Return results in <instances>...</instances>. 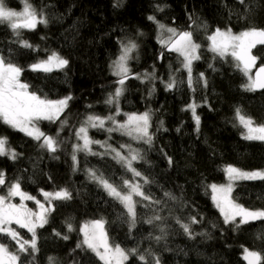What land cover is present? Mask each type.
<instances>
[{
    "label": "trees",
    "instance_id": "16d2710c",
    "mask_svg": "<svg viewBox=\"0 0 264 264\" xmlns=\"http://www.w3.org/2000/svg\"><path fill=\"white\" fill-rule=\"evenodd\" d=\"M27 2L48 23H39L31 30L20 29L21 38L32 44L33 49L22 47L8 23H0V51L8 56L11 50L9 58L24 69L21 81L30 85V91L51 100L69 95L72 99L60 120L38 122L42 131L60 142L54 154L41 150L40 142L0 121V137H6L8 148L21 154L15 161L7 155L0 156V172L5 174L0 195L6 194L8 186L19 179L22 190L41 202H44L41 189L54 192L67 188L73 198L53 201L55 210L48 217L49 223L37 228L39 251L34 255L21 253L22 264H49V257L54 258L53 264H103L90 250L76 249V244L83 239L80 227L96 219L105 221L112 245L118 244L126 251L136 248L138 255L146 257L141 261L138 255H130L125 264H154L153 256H158L161 264H247L243 259L245 247L264 256V220L250 221L238 229L232 224L225 225L209 187L225 181L227 165L243 170L264 168V141L245 139V129L236 118V109L240 108L255 124H264V90L245 91L241 85L246 83V78L235 67V62L231 57L214 58L207 39L217 27H231L235 33L251 27L264 28V0H244L243 3L240 0ZM23 3V0H6L9 8L20 9ZM157 6L163 11L157 10ZM149 16H155L160 23L178 31L193 32L194 41L201 45V59L193 62V76L203 72L207 87L202 83L194 85L195 91L188 87L187 72L181 68L182 58L161 45L158 26L148 19ZM205 24L207 28L203 27ZM128 40H134L138 48L132 54L133 75L125 81V91L119 98L120 114L116 119L123 120L129 113H151L149 131L153 134V143L151 146L143 141L137 143L144 158L135 161L133 166L142 174L137 178L145 195L152 201L162 202L157 205L137 196V222L131 231L127 210L91 180L86 170L102 174L118 189H123V180L132 178V173L117 163L112 153L78 152L75 171L71 159L72 145L79 142L75 130L86 117L115 114V105H107L104 101L118 86V77L111 73V65L120 54V43ZM52 52L68 59L69 65L52 72L33 71L29 67ZM253 54L264 57V46L258 45ZM260 63H264V59L258 61L257 66ZM145 72H154L156 79L135 78L136 73ZM169 73L175 76L177 85L165 90L162 81H169ZM153 85L155 92L149 96ZM193 101L198 105L199 131L191 110H185ZM65 120L67 124L57 136L61 121ZM113 133L114 136L108 138L107 131L92 128L91 139L105 141L114 147L119 143V136ZM92 151L105 153V148L92 144ZM167 157L172 158L171 165ZM144 177L149 183H144ZM164 192L172 193L177 200L168 199ZM231 195L248 209H264V180L238 181ZM26 205L36 207L35 201H27ZM154 215L161 216L162 220L151 225L146 223ZM192 216L200 221L191 226L192 231L206 233L197 235L194 240L176 223L177 217L186 223ZM69 222L74 228L72 232H68L66 226ZM13 228L23 239H31L27 229L16 224ZM54 230L61 235L57 236ZM63 235H68L69 239H62ZM162 235L160 241L155 239ZM0 243L6 244L12 252L17 251L15 242L4 235H0Z\"/></svg>",
    "mask_w": 264,
    "mask_h": 264
},
{
    "label": "snow or ice",
    "instance_id": "6c2138e0",
    "mask_svg": "<svg viewBox=\"0 0 264 264\" xmlns=\"http://www.w3.org/2000/svg\"><path fill=\"white\" fill-rule=\"evenodd\" d=\"M23 12H16L6 5V0H0V23L7 22L9 27L14 31L17 37V43L24 48L33 49V45L27 40L21 38L20 29H35L37 23L47 24L48 21L42 15L38 18L36 10L27 0H23ZM244 0H240L243 3ZM157 10L163 11V8L157 6ZM149 20L155 22L161 31H167L170 35L168 39H160L163 47L167 48L169 52L178 53L181 57V68L187 72V85L190 89L195 91L194 85L201 84L207 87L208 81L203 72H200L196 77L193 76V62L200 60L199 50L200 44H197L193 39L192 31H177L175 28L166 27L156 20L155 16H149ZM207 28V25H203ZM142 35V33H141ZM209 44V51L214 54V58L225 60L229 57L235 62V67L241 71L246 78V83L241 85L245 91L255 92L257 90H264V63H260L257 67V62L264 57L253 54V49L257 46H264V28L251 27L242 30L238 33L233 32L231 27L221 29L217 27L211 35L207 37ZM138 48L134 40H128L127 43H120V54L117 59L112 62L113 74L118 77L116 81L117 87L114 93H109L107 99L104 101L107 105H115V114L106 117L99 115H88L83 124L75 130V136L78 141L72 145L71 159L73 162V170L78 166L77 153L84 152L91 155H105L113 154V159L121 164L127 171L131 172L134 177H141L142 174L133 167V162L142 160L144 157L139 149H134L131 145H120V150L113 148L106 142L92 140L88 131L89 128H97L107 131L109 134L113 132H120L122 135H127L134 140L143 141V143L151 146L153 143V134L150 133L151 127V113L149 111L143 113H129L126 114L127 119L123 122L118 121L116 116L120 114L119 98L125 91V81L131 75V69L128 66L129 60L133 58V52ZM2 51H0V121L8 125L14 130L24 133L33 140L40 142L39 148L45 150L50 154H54L60 147V142L46 134L38 126V122L46 120L56 122L60 120L61 114L68 107L72 96H66L60 100H51L42 97L36 91H30V85L21 81V74L24 69L13 63ZM163 58V53H161ZM69 65V60L61 56L58 52H52L47 56V59L37 61L29 65L33 71L52 72L54 69H64ZM211 68L212 65L210 64ZM253 69L255 73L253 74ZM179 71V69L177 70ZM138 80L154 81L156 79L154 72L144 74H135ZM165 90H171L177 85V80L174 75H170L169 81L164 82ZM155 92V86L149 90V96ZM91 107V105H89ZM198 105L193 102L186 106L185 110L190 109L196 123V129L199 131L200 117L196 114ZM236 118L240 125L246 129L244 138L248 140L264 141V124H255L253 118L242 114L241 109H236ZM106 122H111V127H105ZM67 121H61V127L57 132L63 130ZM163 126V121L160 122ZM179 131V129H177ZM7 138L0 137V156L7 155L10 159L15 161L19 155L15 149L7 148ZM92 144H100L105 147V153H97L92 151ZM128 149V155L122 154V149ZM166 155V154H165ZM57 158L58 157H54ZM169 165L172 164V158L167 157ZM88 177L94 182L98 183L110 197L118 200L127 210L129 220V231L136 227L137 213L135 211L136 201L134 196L142 197L145 201H150L157 205L161 204L160 200L152 201L151 197L145 195L141 190L142 185L139 183H132L129 180H123L124 187L127 192L122 193L116 186L104 179L102 174L97 175L93 169H87ZM229 183L227 185L211 184V198L215 207L219 210L223 217L225 225L232 224L236 229L241 225L248 224L250 221L264 220V210H250L243 205L237 204L231 198L233 183L238 180H264V170L243 171L233 165H227L224 169ZM4 173L0 172V185L5 184ZM51 180V177H49ZM144 183H149L147 177H144ZM44 197V202L38 200L35 196L30 195L21 188L20 180L17 179L11 183L4 195H0V235H4L15 242L17 251H9L8 246L0 243V264H22L21 253L34 255L39 251L37 247V228H43L49 223V215L55 210L53 201H70L73 196L72 192L67 188H60L54 192H47L40 190ZM168 199L175 201L177 197L170 192L163 194ZM19 197L20 203H13L12 198ZM25 201H35L38 211L28 208ZM237 217L239 222L237 223ZM162 217L154 215L149 218L146 223L153 224L154 221H161ZM15 223L20 228L27 229L31 233V239H23L20 233L12 227ZM176 223L179 224L183 233L189 239H195L197 235L203 236L206 233H194L191 226L200 223L195 216L189 217L188 222H182L179 217L176 218ZM68 232L74 231L72 223H67ZM213 227H216L213 225ZM83 239L76 244V249L85 251L90 250L95 256L103 262V264H125L129 260L130 255H138L136 248L125 250L120 245L112 246L109 243L107 232L105 231V221L103 219H96L84 223L80 229ZM161 233L165 232L163 227L160 228ZM55 232V230H54ZM57 236L61 233L55 232ZM62 239L68 240V235H63ZM157 241L163 239L162 236L155 237ZM75 251V249H73ZM243 259L247 264H261L264 256L258 251H252L248 248H243ZM139 260L145 261V255H138ZM54 258L49 257V264H53ZM154 264H160V258L153 256Z\"/></svg>",
    "mask_w": 264,
    "mask_h": 264
},
{
    "label": "rangeland",
    "instance_id": "374dc122",
    "mask_svg": "<svg viewBox=\"0 0 264 264\" xmlns=\"http://www.w3.org/2000/svg\"><path fill=\"white\" fill-rule=\"evenodd\" d=\"M29 3V2H28ZM24 4V3H23ZM30 4V3H29ZM25 6V5H24ZM24 6L22 7V8H20V9H16V8H10V9H12V10H14V11H16V12H23V9H24ZM9 8V7H8ZM41 15L40 14H38L37 13V17L39 18ZM37 24H39V23H37ZM162 24V23H161ZM166 27H170V26H167V25H165ZM171 28H173V27H171ZM178 31V30H177ZM179 32V31H178ZM158 33H159V37H158V41L160 42V39L161 38H163V39H168V37H169V33L167 32V31H161L159 28H158ZM127 43V42H126ZM209 43H210V41H209ZM198 44V43H197ZM118 57V56H117ZM47 59V58H46ZM117 59V58H116ZM115 59V60H116ZM128 66H129V68L131 69V67H132V65H131V60H129V62H128ZM111 73L113 74V69H112V67H111ZM114 75V74H113ZM170 75H173L172 73H169V77H170ZM193 102H195V101H193ZM192 102V103H193ZM143 113V112H142ZM137 114H139V113H137ZM197 114V113H196ZM198 115V114H197ZM127 119V116L125 115L124 116V118H123V120H118V121H121V122H123V121H125ZM112 125H111V122H106V125H105V127H111ZM91 129L92 128H89V131H88V135H89V137L91 138ZM245 129V128H244ZM245 133H246V129H245ZM114 133H112V134H110L109 136H108V138H112V135H113ZM117 134H118V136H119V138H118V140H119V143L117 144V146H114L113 148H116V149H118V150H120V145H131V147L132 148H134V149H139L140 150V147L137 145V143L138 142H142V141H138V140H134V139H132L131 137H129V136H127V135H122L120 132H117ZM114 136V135H113ZM97 139H99V140H101V139H103V138H97ZM82 141H79L78 143H81ZM105 142V141H104ZM7 148H8V146H6ZM91 147H92V145H91ZM105 148V147H104ZM122 151V154L123 155H128V149L127 148H125V149H122L121 150ZM133 165H134V162H133ZM134 167V166H133ZM135 168V167H134ZM241 170H243V169H241ZM254 170H264V168H259V169H253V170H243V171H254ZM125 180H129L130 182H132V183H139L140 184V181H139V179L137 178V177H132V178H129V179H125ZM238 181H241V180H238ZM238 181H235L234 183H233V187L235 186V184L238 182ZM229 183V181H228V177H227V175H226V179H225V181L224 182H222V183H213V184H217V185H227ZM211 189V188H210ZM119 191H121L122 193H125V192H127V188L126 187H124V185H123V189H118ZM142 190V189H141ZM233 190V189H232ZM232 193V192H231ZM136 197L137 196H134L133 197V199L136 201ZM18 198V201H12L13 203H20V199H19V197H17ZM231 198H232V195H231ZM233 199V198H232ZM234 200V199H233ZM235 201V200H234ZM236 202V201H235ZM27 203V201H25V204ZM237 203V202H236ZM237 204H239V203H237ZM246 208V207H245ZM31 209H33V211H38V209H37V206L36 207H34V208H32L31 207ZM135 210H136V208H135ZM250 210H264V209H250ZM237 218H239V217H237ZM240 219V218H239ZM92 221V220H91ZM89 222V221H88ZM14 224L15 223H13L12 224V227L14 226ZM105 231H106V229H105ZM109 240V239H108ZM110 243V242H109ZM110 245H112L111 243H110ZM112 246H115V245H112ZM9 249V248H8ZM10 251V250H9ZM161 264V263H160Z\"/></svg>",
    "mask_w": 264,
    "mask_h": 264
},
{
    "label": "water",
    "instance_id": "95a60500",
    "mask_svg": "<svg viewBox=\"0 0 264 264\" xmlns=\"http://www.w3.org/2000/svg\"><path fill=\"white\" fill-rule=\"evenodd\" d=\"M257 67H259V66H257ZM255 73V70H254V72H253V74ZM257 91H261V90H257Z\"/></svg>",
    "mask_w": 264,
    "mask_h": 264
}]
</instances>
